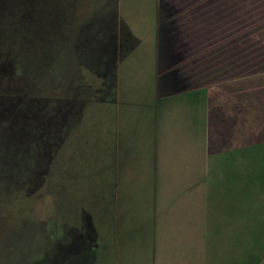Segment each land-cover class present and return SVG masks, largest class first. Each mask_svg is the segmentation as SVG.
Segmentation results:
<instances>
[{
  "label": "rangeland",
  "instance_id": "1",
  "mask_svg": "<svg viewBox=\"0 0 264 264\" xmlns=\"http://www.w3.org/2000/svg\"><path fill=\"white\" fill-rule=\"evenodd\" d=\"M117 1L124 13L141 12L148 38L150 0ZM243 1L247 24L263 27L264 0ZM115 2L0 0V264H248L264 249V144L205 159L198 153L191 199L175 205L168 216L173 236L158 234L151 257L153 239L140 226L141 178L125 176L122 167L113 171L102 145L90 139H70L58 150L47 125L36 129L42 114L59 105H47V96L76 84L72 34L94 9ZM212 16L211 23L223 24L222 7ZM79 215L95 231L84 245L69 230H82Z\"/></svg>",
  "mask_w": 264,
  "mask_h": 264
},
{
  "label": "crops",
  "instance_id": "2",
  "mask_svg": "<svg viewBox=\"0 0 264 264\" xmlns=\"http://www.w3.org/2000/svg\"><path fill=\"white\" fill-rule=\"evenodd\" d=\"M117 2L94 9L72 34L76 84L45 97L59 105L36 129L47 125L58 150L70 139H90L103 146L113 171L122 167L125 176L141 178L140 226L155 257L158 234L173 236L168 216L181 197L191 199L198 153L205 159L264 144V26L247 24L243 0H150L146 38L141 12L124 13ZM214 7L223 9L219 26L208 17ZM79 216L82 230H69L84 245L95 231Z\"/></svg>",
  "mask_w": 264,
  "mask_h": 264
},
{
  "label": "trees",
  "instance_id": "3",
  "mask_svg": "<svg viewBox=\"0 0 264 264\" xmlns=\"http://www.w3.org/2000/svg\"><path fill=\"white\" fill-rule=\"evenodd\" d=\"M248 264H264V249L262 250L261 254L258 256L249 255L247 257Z\"/></svg>",
  "mask_w": 264,
  "mask_h": 264
}]
</instances>
